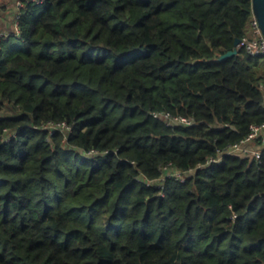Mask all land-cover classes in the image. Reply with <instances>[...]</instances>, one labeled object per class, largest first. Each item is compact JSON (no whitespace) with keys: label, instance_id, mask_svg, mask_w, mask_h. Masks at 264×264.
Returning a JSON list of instances; mask_svg holds the SVG:
<instances>
[{"label":"trees","instance_id":"1","mask_svg":"<svg viewBox=\"0 0 264 264\" xmlns=\"http://www.w3.org/2000/svg\"><path fill=\"white\" fill-rule=\"evenodd\" d=\"M19 1L0 40V264H264L262 137L260 159L221 152L264 122V55L235 45L251 0Z\"/></svg>","mask_w":264,"mask_h":264},{"label":"built area","instance_id":"2","mask_svg":"<svg viewBox=\"0 0 264 264\" xmlns=\"http://www.w3.org/2000/svg\"><path fill=\"white\" fill-rule=\"evenodd\" d=\"M32 1H40V0H32ZM16 10L13 11L12 17L14 16V30L18 32V27H17V18L19 17V13H17V9L23 6V2L17 0L15 3ZM8 32L5 29H0V40L3 36L7 35ZM244 47L246 50L252 54V55H264V37L261 33V30L259 28L258 22L256 18L252 15V19L250 21V30H249V35L244 36L239 40V43L237 44V48ZM0 51H1V46H0ZM152 115L156 118L160 117L162 118L163 122L167 125H183V126H192L194 124V120L191 118H187L185 116H180V115H172L170 112H153ZM57 126L64 127L66 124L61 123V124H52V123H47L44 125L45 128L50 129L51 133H54L56 131ZM69 128V126H66ZM251 130L250 132L240 141L235 142L228 147L224 148L221 152L225 154H245V155H252L256 159L261 158V151L257 150L254 148L252 145V141L261 135L262 141L264 143V122L259 125H251ZM256 147V146H255ZM89 154L96 153V150H89ZM217 158L215 157H210L208 158L205 162L198 163L196 167L189 168L185 171L183 170H178L175 168L171 167L170 163L164 164L160 166V174L159 176L154 180H150L147 182V185H152L155 187H162L164 181L166 178L169 177H174L176 180L180 182H184L186 178L189 176L191 172L194 171V169H203L207 164L211 162H216ZM139 180V178H138ZM235 217V216H234Z\"/></svg>","mask_w":264,"mask_h":264},{"label":"water","instance_id":"3","mask_svg":"<svg viewBox=\"0 0 264 264\" xmlns=\"http://www.w3.org/2000/svg\"><path fill=\"white\" fill-rule=\"evenodd\" d=\"M252 15L256 18L261 33L264 37V0H251ZM239 43V39L235 40V45ZM237 52V48L222 54L218 60L227 58Z\"/></svg>","mask_w":264,"mask_h":264},{"label":"crops","instance_id":"4","mask_svg":"<svg viewBox=\"0 0 264 264\" xmlns=\"http://www.w3.org/2000/svg\"><path fill=\"white\" fill-rule=\"evenodd\" d=\"M7 4H10V5L12 4V7H13V6H15V0H9L8 3H6V4L3 3L2 5H7ZM13 11L14 10L11 9L10 14L7 15V16L5 15L4 18H2V20H0V29L10 28V25H11V22H12ZM263 134H264V132H263ZM253 147H254V145H253ZM254 148H256V147H254Z\"/></svg>","mask_w":264,"mask_h":264},{"label":"rangeland","instance_id":"5","mask_svg":"<svg viewBox=\"0 0 264 264\" xmlns=\"http://www.w3.org/2000/svg\"><path fill=\"white\" fill-rule=\"evenodd\" d=\"M9 0H0V20H2V18H4V16L9 15L11 9L16 10V6L12 7V4H7V5H2L3 3L6 4L8 3Z\"/></svg>","mask_w":264,"mask_h":264}]
</instances>
